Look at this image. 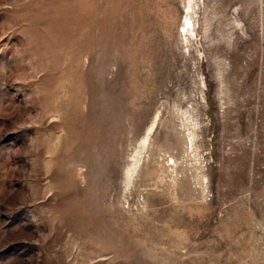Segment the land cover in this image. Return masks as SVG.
Instances as JSON below:
<instances>
[{
	"label": "rangeland",
	"instance_id": "374dc122",
	"mask_svg": "<svg viewBox=\"0 0 264 264\" xmlns=\"http://www.w3.org/2000/svg\"><path fill=\"white\" fill-rule=\"evenodd\" d=\"M0 264H264V0H0Z\"/></svg>",
	"mask_w": 264,
	"mask_h": 264
},
{
	"label": "bare ground",
	"instance_id": "6f19581e",
	"mask_svg": "<svg viewBox=\"0 0 264 264\" xmlns=\"http://www.w3.org/2000/svg\"><path fill=\"white\" fill-rule=\"evenodd\" d=\"M187 22L189 24V27L193 25V22H192L191 18H188Z\"/></svg>",
	"mask_w": 264,
	"mask_h": 264
}]
</instances>
